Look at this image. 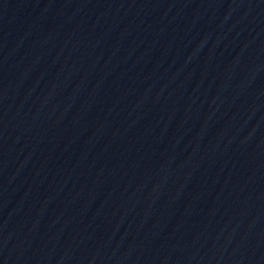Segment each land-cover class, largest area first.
Listing matches in <instances>:
<instances>
[{"label": "water", "instance_id": "obj_1", "mask_svg": "<svg viewBox=\"0 0 264 264\" xmlns=\"http://www.w3.org/2000/svg\"><path fill=\"white\" fill-rule=\"evenodd\" d=\"M0 264H264V0H0Z\"/></svg>", "mask_w": 264, "mask_h": 264}]
</instances>
